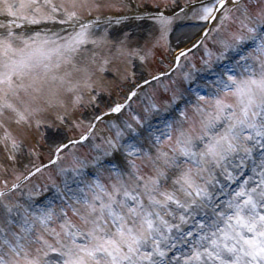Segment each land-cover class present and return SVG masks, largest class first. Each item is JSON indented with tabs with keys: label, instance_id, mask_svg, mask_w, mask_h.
Returning a JSON list of instances; mask_svg holds the SVG:
<instances>
[{
	"label": "snow or ice",
	"instance_id": "snow-or-ice-1",
	"mask_svg": "<svg viewBox=\"0 0 264 264\" xmlns=\"http://www.w3.org/2000/svg\"><path fill=\"white\" fill-rule=\"evenodd\" d=\"M105 8L115 0H0V146L15 176L11 187L0 181V264H264V0L194 10L215 23L217 50L206 48L202 64L216 78L187 97L174 91L163 127L151 123L160 112L152 100L143 117L106 122L130 106L116 103L93 114L78 140L56 144L48 164L17 170L33 125L54 110L61 124L80 127L75 113L96 102L110 42L94 27L110 18L87 17ZM152 19L164 39L174 17ZM183 79L193 82V72ZM88 141L94 155L61 165L70 145ZM49 165L56 178L28 186Z\"/></svg>",
	"mask_w": 264,
	"mask_h": 264
},
{
	"label": "rangeland",
	"instance_id": "rangeland-1",
	"mask_svg": "<svg viewBox=\"0 0 264 264\" xmlns=\"http://www.w3.org/2000/svg\"><path fill=\"white\" fill-rule=\"evenodd\" d=\"M203 1L204 0H115L117 8H105L100 10V12L94 11L91 17H87V14H85L87 18L101 16V18L121 19L118 24L119 27H115L114 23H102L99 27H94V31L97 35H103L105 30L107 32V40L110 43L106 44L104 47L103 54L109 56L110 63L106 65V72H97L96 77L94 78L98 79V83L93 85L91 95L96 96V102L91 105L83 106L80 111L75 113L77 120L81 118L84 119V124L79 128H86L89 120L93 117V114L103 115L104 112L109 111L110 106H114L116 103L122 102V99L125 98V96L138 84H140L142 80L145 81L147 79H151L156 73V75H158V73L169 72L172 66L169 63L172 52L179 49L182 44L187 42L190 38H193L196 35V32L193 35L189 34V36L185 39L183 36L174 40L171 38L173 34H176L177 30L182 27H186L187 24L180 27L181 22H186L190 20L191 17H196L197 21H201L198 19L196 13H192L195 12L192 10L196 9L195 5H200ZM154 3H159L160 7H153ZM165 3L167 4L166 7ZM124 5H127V7H124ZM157 9L160 11H166L167 13L173 12L176 14V16H174L176 18L173 19L175 22L172 29L162 40L160 39V30L158 25L152 26L148 24L149 27L145 26L148 28H143L142 26L136 24L134 20L132 21L135 14H146L148 13V10L155 12ZM181 9H183V11H181ZM180 17H182L181 20H177ZM3 19V17H0V20ZM131 24L132 26L128 27ZM115 29L116 33L114 34L112 32ZM214 34L215 33L210 32L209 38L205 40L206 48L212 50L213 52L217 50V45L214 44V40L217 37H213ZM125 36L127 37L126 45L128 50L129 48L130 50L129 55L122 57L117 53V47L119 46V41L124 39ZM157 41H159V43H157ZM141 57H144V59L141 60ZM199 58L196 56L195 59L192 60V62L197 63L195 65V69H193V66L190 65V67H184L185 71H182V69H180L181 67H179L175 73L173 71L169 76L163 80H158L157 82L166 81L175 86V91L183 92L184 83H187V81L183 79V73L192 71L195 79L199 80L198 71L205 70L202 60L207 57L204 55V57L199 56ZM185 59L186 58L180 61L181 66L185 64ZM185 65H187V63ZM150 86L148 85L149 88H146L145 91L142 90V92H144L140 97V101L131 103V106L122 111L119 117H116L119 118V120L121 118L123 120H129L130 122L132 115H139L143 117L145 115L144 108L150 100L148 95L153 94ZM88 95L89 94L87 92L84 93L86 104ZM160 97L162 96L160 95ZM168 98L169 97H165L161 102L155 101L160 108L159 115L157 116H160L162 110L167 109L166 106L169 103L167 101ZM164 103H167V105H164ZM103 126L104 125H100V127ZM5 127L14 136L18 134L19 128L17 125L11 122H5ZM157 127H163V125L159 123V126ZM77 128L78 127L72 123L61 124L56 120L55 111L53 110L51 114L48 115L47 121L42 124L39 130H36L35 125H33L31 138L26 144L23 154L19 157L20 163L17 165V170L26 171L25 165L27 168L33 169L34 166H40L44 159L48 161L51 158V153L54 151L56 144L60 142L66 143L68 134L72 137L78 135ZM3 135L4 128H0V137ZM73 155L81 159L90 158V155H94V153L91 152V142L88 141L87 145L82 147H73L70 148V150H66L64 153V159L61 161V165L68 166ZM12 168L13 165L7 160L4 148L0 146V179H2V181L14 180L15 176L12 172ZM5 169L7 170L5 171ZM49 170L56 171L54 167ZM47 175V173L38 174L28 186L36 185L35 180L38 182V179L41 176L45 177ZM53 178H56L55 173L53 174ZM41 188H43V186H41ZM26 190L27 188L24 189V191Z\"/></svg>",
	"mask_w": 264,
	"mask_h": 264
},
{
	"label": "bare ground",
	"instance_id": "bare-ground-1",
	"mask_svg": "<svg viewBox=\"0 0 264 264\" xmlns=\"http://www.w3.org/2000/svg\"><path fill=\"white\" fill-rule=\"evenodd\" d=\"M195 30L191 29V28H184V29H179L176 31V34L172 36V40L178 38V37H184L187 38L189 36V34H192V32H194ZM181 41V40H180Z\"/></svg>",
	"mask_w": 264,
	"mask_h": 264
}]
</instances>
